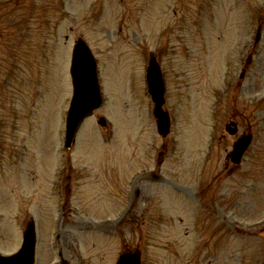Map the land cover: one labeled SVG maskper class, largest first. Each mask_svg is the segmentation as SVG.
<instances>
[{
	"label": "rangeland",
	"instance_id": "rangeland-1",
	"mask_svg": "<svg viewBox=\"0 0 264 264\" xmlns=\"http://www.w3.org/2000/svg\"><path fill=\"white\" fill-rule=\"evenodd\" d=\"M56 18L63 20L53 34ZM4 23L21 35L19 45L6 37ZM259 25L262 39L255 49ZM66 36L85 38L97 56L100 77L107 76L97 116L109 126L101 130L91 119L71 151L63 148L62 126L71 93ZM0 38L10 51L0 52L2 254L17 249L30 214L39 240L36 263L56 261L47 238L65 200L60 246L64 251L67 241H79L69 257L65 254L71 264L82 258L84 264H114L119 253L137 246L142 264H264V232L232 222L247 221L264 209V0H0ZM34 40H40L34 51L24 48ZM151 51L162 67L165 110L172 118L164 140L156 133L143 80ZM124 66L139 83L136 93L129 92L128 78L120 73ZM231 116L251 129L254 140L237 169L222 171L218 152L212 151L209 161L206 155L211 137L224 131ZM111 122L120 129L115 135ZM49 126H55L51 139ZM135 151L137 171L154 169L162 181L186 191L197 177L202 195L197 211L205 205L204 212L192 211L193 199L166 186L144 184L145 204L139 209L138 198L130 204L126 184L134 171L129 173L126 158ZM113 154L120 162L106 159ZM96 160L99 165H93ZM114 162L121 165L122 187L108 170ZM210 170L215 176L207 189L209 180L200 181ZM104 203L114 213L109 215ZM108 217L123 219L113 231L109 224L98 233L75 230L82 220ZM133 221L139 223L136 229Z\"/></svg>",
	"mask_w": 264,
	"mask_h": 264
},
{
	"label": "water",
	"instance_id": "water-1",
	"mask_svg": "<svg viewBox=\"0 0 264 264\" xmlns=\"http://www.w3.org/2000/svg\"><path fill=\"white\" fill-rule=\"evenodd\" d=\"M80 49V48H77ZM78 51V50H77ZM87 54L79 56L76 52L73 59V79L76 86L74 99L72 103L73 114L70 120V129L72 130L67 137V145L73 135V131L92 108L97 106L98 92L95 79L94 67H90L84 60ZM167 126V123H165ZM25 244L19 257L9 264H28L31 258V243L34 242L32 227L29 226L25 233ZM133 256V257H132ZM121 264H138V254L128 253L121 257Z\"/></svg>",
	"mask_w": 264,
	"mask_h": 264
}]
</instances>
